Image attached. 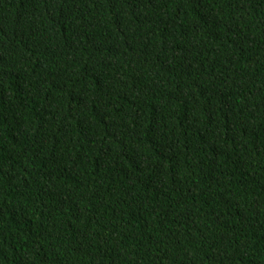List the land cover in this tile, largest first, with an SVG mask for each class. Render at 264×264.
Returning a JSON list of instances; mask_svg holds the SVG:
<instances>
[{
  "label": "trees",
  "instance_id": "1",
  "mask_svg": "<svg viewBox=\"0 0 264 264\" xmlns=\"http://www.w3.org/2000/svg\"><path fill=\"white\" fill-rule=\"evenodd\" d=\"M0 264H264V0H0Z\"/></svg>",
  "mask_w": 264,
  "mask_h": 264
}]
</instances>
